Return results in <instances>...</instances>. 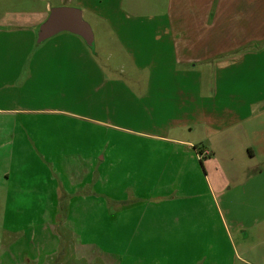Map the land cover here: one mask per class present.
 <instances>
[{
  "label": "crops",
  "instance_id": "obj_1",
  "mask_svg": "<svg viewBox=\"0 0 264 264\" xmlns=\"http://www.w3.org/2000/svg\"><path fill=\"white\" fill-rule=\"evenodd\" d=\"M7 1L13 6L12 1L17 3L20 0ZM175 1L176 5L172 4L170 35L158 34L153 40L155 44L171 46V58L167 62H136L137 68L143 70H171V77L157 78L148 74L146 78L133 79L130 84L141 85L144 89L139 97L132 93L116 97L114 86L108 83L107 91L100 93L102 86L96 84L98 73L87 72L97 68V63L85 55L82 45L74 39L65 40L66 47H53V52H62L53 57V61L45 57L37 58V53L41 54V51H29L25 45L27 40H21L15 46L0 44V117L11 118L5 130L10 135L12 149L18 150L19 160V165H16L19 175L12 176L10 171L5 176L9 192H25L31 197L54 198L62 193L66 197L76 195L77 199L84 198L88 190L83 176L82 166L85 165L92 179L89 184L93 200L90 206L85 205L90 207L89 210L96 215L109 214L112 202L102 204L100 198H94L103 194L96 189L108 186L109 190H113L118 182L125 184L124 188L130 196L123 195L120 200L114 193L105 195L104 192L103 196L113 198L118 208L127 209L128 213L132 207L141 210L138 220L126 225L97 221L86 226H73L67 219L65 224L56 225L52 221L34 224V221L20 227L42 230L52 237L53 243L60 238L65 245V259L77 261L84 255L99 253L103 247L124 244L138 247L135 256L139 254L142 261L156 259L155 264H180L179 258L189 261V246L194 239L178 237V231L189 227L184 218L189 212V202L197 196L194 193L196 190L188 188L194 178L189 174V166L198 162L203 165L211 154L209 151L201 160L197 156L203 150H209L204 145L196 146L190 137V119L196 118L195 97L198 93L196 89L191 94L187 90L188 93H180L179 85L185 83H179L180 73L184 70L186 78L198 77L199 94L202 95L209 85L214 88V68L229 69L233 65L238 66L236 61L240 58L264 54V0ZM174 7H178L177 10ZM51 9L47 3L38 13L36 10L12 8L4 12L0 5V38L11 35L35 40L39 26L47 19ZM169 37L171 40L164 42L163 38ZM67 71L74 78L72 82L65 79ZM107 82H110L109 78ZM38 84L44 87L40 89ZM226 86V83L221 86L222 98L218 108L233 112L231 118H237L239 122L253 118L251 111L264 100V95L255 94L259 88H251V96L257 98L247 105L249 113L241 115L237 108H240L239 98L243 94H229ZM103 87L106 88V85ZM213 88L209 99L218 97L217 93L213 94ZM227 97L235 101L231 100L230 111ZM136 100L143 103L141 107ZM42 101L45 107H37ZM124 105L131 111L140 108L138 114L144 113L140 127H122L109 121L115 109L123 110ZM221 115L220 118L228 116ZM221 123L220 120V132L225 133L228 126ZM171 127L174 128V136L158 134ZM2 129L1 124L0 133L4 131ZM87 130L93 135L89 140H85L84 136ZM191 148L196 154L190 153ZM22 150H29L28 154L33 156H38L35 151H43V155L47 156L44 159L46 163L39 156L35 163L20 157L19 151ZM101 154L104 156L100 158ZM44 165L58 169L62 179L50 174L46 177L34 176L32 172L43 174ZM248 189L253 194L250 182ZM95 190L98 193L94 194ZM239 203L236 205L239 215L260 213V208L254 206L253 201L251 205L238 207ZM74 207H71L70 214L74 212ZM228 209L234 211L233 207ZM21 213L29 214L30 211ZM32 213L37 214L35 210ZM125 234L128 240L123 239ZM108 251L113 255L111 250ZM180 251L182 254H179Z\"/></svg>",
  "mask_w": 264,
  "mask_h": 264
},
{
  "label": "rangeland",
  "instance_id": "obj_2",
  "mask_svg": "<svg viewBox=\"0 0 264 264\" xmlns=\"http://www.w3.org/2000/svg\"><path fill=\"white\" fill-rule=\"evenodd\" d=\"M12 2L13 6L7 0L1 2L0 5L4 12L12 8L13 10H36L35 12L38 13L47 3L51 5V8L73 7L82 11L84 20L91 26L94 33L95 40L92 48L88 47L80 37L67 32L60 33L42 44L37 43V38L35 40L32 37L16 38L11 35L0 38V44L15 46L21 43V40H27L28 43L25 45L29 51H41V54L37 53V58L45 57L46 60L53 61V57L62 54L56 50L53 52V47L63 45L66 47L64 41L74 39V42L82 45L85 55L90 56L93 63H97L95 64L97 68L87 70V72L98 73L96 84L98 87L102 86L100 93L107 91L109 84L114 86L116 97H126L130 95L129 93L139 97L144 89L141 85L130 84L133 79L146 78L148 74L157 78L171 77V70L160 71L151 68L143 70L137 68L136 62H167L171 58V46H161L160 43L155 44L153 40L158 34L168 33L170 35L172 4L176 5V1L20 0L17 3ZM177 8L174 7V10ZM61 36L64 37L59 38ZM163 40L167 43L171 38H163ZM160 46L161 48H158ZM236 62L239 63L238 66L233 65L229 69L214 68V81L216 79L213 83L214 88L212 84L209 85L202 94L204 97L199 94L201 87L198 85V77L186 78L187 73L184 70L180 73L179 83L185 82L184 85H179L180 93L189 92L191 94L195 92V89L198 93V97H195L196 118L190 119L192 120L191 140L196 146H206L211 154L203 165L198 162L196 165L190 164L189 166V174L194 178L190 181L188 188L196 190L194 193L197 196L189 202V212L184 218V222L189 227L178 231V237L193 238L194 242L189 246V261L179 258L180 264H264V110L261 109L264 108V100L251 111L253 118L244 122L240 120L241 123L239 119L231 118L233 112H224L218 108L222 98L220 97L221 86L226 83V92L229 94L231 92L243 94V97L239 98L238 113L241 115L249 113L247 105L257 98L251 96V88H259V92L255 90V94L264 95V54L249 55L246 59L240 58ZM224 77L226 79L223 80ZM108 78L110 82H107ZM65 79L69 82L74 80L69 71L65 72ZM104 85L106 88L103 87ZM37 86L40 89L44 87L40 84ZM212 88L215 90L213 94L218 95L216 99H209ZM231 100L228 98L227 101L229 111L232 109ZM138 101L135 102L141 107L143 103ZM232 102L235 101L232 100ZM27 103H29L28 100ZM46 105H48L47 102ZM39 106L45 107V103L42 101L41 104H37V107ZM139 110L141 109L131 111L128 106L124 105L123 110L115 109L109 121L122 127H140L145 115L144 113L138 114ZM226 113L227 117L220 118V114L223 116L227 115ZM204 115H209V117H203ZM99 117L106 121L102 116ZM10 119L0 117V125L2 124L4 129L0 133V264H155L156 259L155 261H142L139 254L135 256V250L138 247L124 244L103 247L104 249L99 253L84 255L77 261L70 258L65 259L63 254L65 245L64 242L62 244L60 238L59 241L53 243L52 237L47 236L42 230L20 228L34 221V224L44 221H52L56 225L63 222L65 224L67 219L71 222L69 225L73 226H86L97 221L126 225L135 223L140 217L141 210L132 207L131 212L128 213L127 209L118 208V203L113 201V198L107 199L103 196L104 192L105 195L114 193L119 200L123 199V195L130 196V192H126L124 188L125 184L119 182L115 185L117 188L113 190H109L108 186L96 189L103 194L101 197L94 198H100L102 204L112 202L109 214L98 213L96 215L94 211L89 210L90 207L85 205L90 206L93 200L92 188L89 184L92 179L88 176L89 168L85 165L82 166L83 176L88 190L85 191L84 198L77 199L76 195L66 197L62 193L54 198H47L45 196L31 197L28 193L15 190L9 192L6 187L8 183L4 182L5 176L10 171L12 176L19 175L16 169V165H19L18 150L12 149L10 135L5 130ZM151 120L156 121L157 119L152 118ZM220 120L221 124L228 126L225 133L220 132ZM173 129H163L158 134L174 136ZM87 132L84 134L85 140L93 137L92 132L88 130ZM17 137L21 136L17 135ZM189 151L196 154L192 148ZM19 152L20 157H25L28 161L35 163L34 160L40 157L42 162L46 163L44 159L47 156L43 155V151H35L39 157L28 154L29 150ZM84 152L87 154L88 151ZM102 156L104 155L101 154L100 158ZM84 158L86 160V157ZM25 159L23 162L27 163ZM43 168L44 170H41L43 174L36 171L32 172L33 175L46 177L50 174L62 179V174L58 169L48 165H44ZM249 182L252 185L253 194L248 189ZM96 190L93 191L94 194L98 193ZM239 201L238 207L251 205L253 201L254 206L260 208V213L258 215L255 213L253 215L237 214L236 205ZM72 206H75L74 212L70 214ZM230 207H233L234 211H230L228 209ZM33 209L37 214L32 213ZM76 209H78V214L75 215ZM22 211H30V213L23 214ZM42 211L45 213H40ZM55 233L58 235V231ZM126 235L123 239L128 240ZM182 248L179 247V249ZM108 250H111L113 255H110ZM179 254L182 252L180 251Z\"/></svg>",
  "mask_w": 264,
  "mask_h": 264
},
{
  "label": "water",
  "instance_id": "obj_3",
  "mask_svg": "<svg viewBox=\"0 0 264 264\" xmlns=\"http://www.w3.org/2000/svg\"><path fill=\"white\" fill-rule=\"evenodd\" d=\"M63 32L80 37L90 48L94 45L91 26L84 20L82 11L73 7L52 8L47 19L40 25L37 43L42 44Z\"/></svg>",
  "mask_w": 264,
  "mask_h": 264
},
{
  "label": "built area",
  "instance_id": "obj_4",
  "mask_svg": "<svg viewBox=\"0 0 264 264\" xmlns=\"http://www.w3.org/2000/svg\"><path fill=\"white\" fill-rule=\"evenodd\" d=\"M209 152L207 150H203L202 154H198V158L201 160L203 155H208Z\"/></svg>",
  "mask_w": 264,
  "mask_h": 264
}]
</instances>
